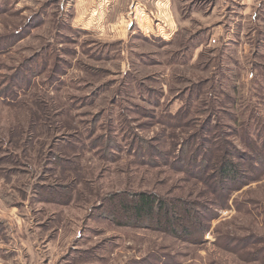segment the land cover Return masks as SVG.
<instances>
[{
	"label": "rangeland",
	"instance_id": "374dc122",
	"mask_svg": "<svg viewBox=\"0 0 264 264\" xmlns=\"http://www.w3.org/2000/svg\"><path fill=\"white\" fill-rule=\"evenodd\" d=\"M155 1L0 0V264H264V0ZM204 137L241 152L223 191Z\"/></svg>",
	"mask_w": 264,
	"mask_h": 264
},
{
	"label": "trees",
	"instance_id": "16d2710c",
	"mask_svg": "<svg viewBox=\"0 0 264 264\" xmlns=\"http://www.w3.org/2000/svg\"><path fill=\"white\" fill-rule=\"evenodd\" d=\"M220 139L221 138L212 143V140H207V138L204 137V141H202L196 150H194V155L198 154V156L203 151L201 160L198 164H196L198 158L197 156L196 158H191L189 163L192 173L194 170L199 169L200 174L198 175H202L201 173H206L210 169L208 159H212V156H215L220 152L223 153V155L217 156L219 161L213 165L214 175L208 177V182H212L210 186L213 188L214 192L221 191L225 186L224 183L226 180L227 182L234 180L233 177L237 175V165L232 162L230 155L232 151L238 153V155L241 154L240 151L235 149V146L232 145L231 142L221 143L219 142ZM194 142H196L195 136H191L183 143L182 150H187L189 146L194 144ZM207 145L210 147L206 148ZM181 162L184 163L183 159H181ZM234 168L236 169V172ZM239 188L240 187L236 188V190ZM167 203L168 201L159 199L156 196L153 197L151 195L139 194L137 196L135 209L133 210V215L137 220L148 219L154 224L158 223L162 227H156H159L164 232L171 235H175V233H177L176 235L182 239L191 240L196 243L201 241L203 229L199 225L200 220L196 216L194 208H189L187 205L178 206L175 202H173L174 206L171 211L170 205ZM177 203L181 205L180 201H177Z\"/></svg>",
	"mask_w": 264,
	"mask_h": 264
},
{
	"label": "crops",
	"instance_id": "0c3cea01",
	"mask_svg": "<svg viewBox=\"0 0 264 264\" xmlns=\"http://www.w3.org/2000/svg\"><path fill=\"white\" fill-rule=\"evenodd\" d=\"M164 2V0H157L155 1V3L158 5V4H162ZM89 5V4H88Z\"/></svg>",
	"mask_w": 264,
	"mask_h": 264
},
{
	"label": "built area",
	"instance_id": "2783aa9c",
	"mask_svg": "<svg viewBox=\"0 0 264 264\" xmlns=\"http://www.w3.org/2000/svg\"><path fill=\"white\" fill-rule=\"evenodd\" d=\"M211 43H213V44H214V43H215V40H211Z\"/></svg>",
	"mask_w": 264,
	"mask_h": 264
}]
</instances>
